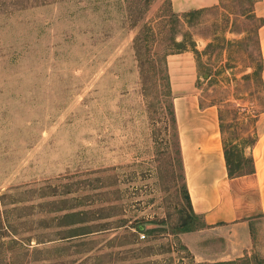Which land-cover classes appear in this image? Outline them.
<instances>
[{
    "label": "rangeland",
    "instance_id": "1",
    "mask_svg": "<svg viewBox=\"0 0 264 264\" xmlns=\"http://www.w3.org/2000/svg\"><path fill=\"white\" fill-rule=\"evenodd\" d=\"M252 7L0 0V264H264V214L231 247L196 234L167 65L213 37L197 90L250 169L264 112Z\"/></svg>",
    "mask_w": 264,
    "mask_h": 264
},
{
    "label": "crops",
    "instance_id": "2",
    "mask_svg": "<svg viewBox=\"0 0 264 264\" xmlns=\"http://www.w3.org/2000/svg\"><path fill=\"white\" fill-rule=\"evenodd\" d=\"M179 14L194 10L215 9L221 0H170ZM251 11L260 22L257 27L258 47L262 60L261 82L264 85V0H253ZM232 37L243 36L239 33ZM197 49L204 50L213 37H199ZM167 65L171 76L173 104L178 127V141L185 174L186 188L193 210L202 215L205 227L197 236H209L219 231L220 240L233 246L234 241L249 237L250 222L258 214H264V112L261 114V129L249 146L255 170L231 177L228 172L220 106L203 101L197 90L198 61L194 51L186 50L170 54ZM242 237L243 239H241ZM224 257L231 255L224 251Z\"/></svg>",
    "mask_w": 264,
    "mask_h": 264
},
{
    "label": "trees",
    "instance_id": "3",
    "mask_svg": "<svg viewBox=\"0 0 264 264\" xmlns=\"http://www.w3.org/2000/svg\"><path fill=\"white\" fill-rule=\"evenodd\" d=\"M196 12H198V10H194V11H191V12H188V13H184V15L183 16H189V15H191V14H194V13H196ZM177 17V19L179 20V19H181V16H176ZM177 43L180 45V46H183L184 48V50H186L188 47H187V45L185 44V42H184V40H182V41H177ZM192 45V48H193V50L195 51V53H199V51H198V49L195 47L196 46V44H195V41H193V43L191 44ZM262 67H263V65H262V60L260 61V63H259V67H258V70H259V74H260V77H261V72H262ZM172 118H173V121L175 122V124H176V129H177V135H178V127H177V121H176V116H175V111H174V107H173V112H172ZM252 143H254V142H252ZM251 143V144H252ZM250 144V145H251ZM249 145V146H250ZM224 147H225V157H226V160H227V166H228V172H229V175L231 176V177H233V176H239V175H244V174H248V173H251V172H253L254 170H255V166H254V159H253V157L252 156H249V157H246V160L248 161V162H250V169H248V170H245V169H243L242 167V160H243V156H241V155H239L238 156V161L235 163V162H233V159H232V152L230 151V149L228 148V145H227V143H226V141L224 140ZM181 152V151H180ZM186 186V185H185ZM186 190H187V188H186ZM187 194H188V197H189V202H190V204H191V200H190V196H189V193H188V191H187ZM192 206V205H191ZM139 229H140V225H139ZM141 230V229H140Z\"/></svg>",
    "mask_w": 264,
    "mask_h": 264
},
{
    "label": "water",
    "instance_id": "4",
    "mask_svg": "<svg viewBox=\"0 0 264 264\" xmlns=\"http://www.w3.org/2000/svg\"><path fill=\"white\" fill-rule=\"evenodd\" d=\"M140 229L144 230L145 229V225H140Z\"/></svg>",
    "mask_w": 264,
    "mask_h": 264
}]
</instances>
